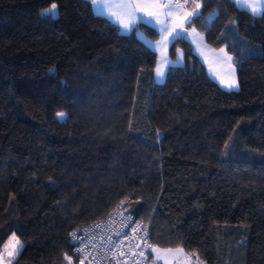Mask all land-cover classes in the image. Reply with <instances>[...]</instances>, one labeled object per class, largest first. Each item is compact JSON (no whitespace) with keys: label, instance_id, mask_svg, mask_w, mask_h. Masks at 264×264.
Segmentation results:
<instances>
[{"label":"trees","instance_id":"obj_1","mask_svg":"<svg viewBox=\"0 0 264 264\" xmlns=\"http://www.w3.org/2000/svg\"><path fill=\"white\" fill-rule=\"evenodd\" d=\"M53 3L58 16L42 15ZM199 3L191 25L232 55L238 91L214 82L185 38L170 47L185 64L156 83L157 51L138 33H159L143 23L123 33L89 0H0L6 264L77 263L72 232L120 206L151 246L202 264H264V17ZM233 138L252 162L223 159ZM13 236L19 252L4 258Z\"/></svg>","mask_w":264,"mask_h":264},{"label":"snow or ice","instance_id":"obj_2","mask_svg":"<svg viewBox=\"0 0 264 264\" xmlns=\"http://www.w3.org/2000/svg\"><path fill=\"white\" fill-rule=\"evenodd\" d=\"M95 2V0H94ZM195 3V9L191 12L185 13L183 18L181 19V23L179 25L180 31H177L175 27L169 28L167 24V20L169 17H173L176 14V9H182L186 6L187 0H185V3H162L161 0H124L123 3L119 5V7L125 9L124 15L127 17V23H122V27L124 30H131L135 27L137 24V21H141L142 23L145 24H152L153 20L155 22V25H159V31L161 33V41L157 43L156 48H164L166 49L169 44H172L173 41H176L178 39H183L181 33L183 32V26L184 24H190V23H195L199 20L203 19L202 13L199 11L201 8V4L199 3V0H193ZM236 6L237 9H241L244 11L250 12V14L254 17L261 16L264 17V0H231ZM57 5L56 3H53L51 7L47 10H45L42 15L49 17L51 19H55L58 16V12L56 11ZM137 12L143 13L141 16H137ZM216 14H213L209 17V20H212L215 18ZM144 16L151 17L152 19L145 20ZM163 17V19H161ZM190 17H195V19H189ZM235 23V21H232ZM154 25V26H155ZM193 31H195L193 29ZM142 37V34H139ZM149 46L152 47V45L149 42ZM174 46V44H173ZM219 51L221 53H224V55L227 57V67L229 69L226 78L221 79V83L229 88V89H234L238 88V84L236 83V78H235V68L233 67V58L232 56H229L227 52H225L224 48H220ZM178 54V60L175 63H180L182 62L183 54L180 52V50H177ZM157 68H156V76L159 80H162L164 76L166 75V72L164 71L163 65H168L171 67L173 65V62L168 61L167 58L161 62H157ZM57 116L60 120H63L65 118V113L59 112L57 113ZM123 203V202H122ZM123 221L125 222V226H130L131 223H134L135 221L132 218L131 214H128L123 217ZM141 229L137 228L134 229L133 231H140ZM145 232V235L142 237H139V239L143 242L145 248H150L152 253H158L160 249L151 246L148 243L149 237L147 235V230L143 229ZM123 231V229H121ZM120 233H117L119 235ZM75 234H73V239H75ZM13 240H15V236H13ZM140 245H137L139 247ZM8 246L5 245V248ZM19 241L15 240V244L13 245L12 251L8 252V255L10 257H13L18 254L19 252ZM78 252L82 251V249H77ZM166 251H173L172 249H168ZM175 251L179 253H183V249H176ZM142 257H145V253L142 251L140 253ZM192 257H195V264H202V262L199 260V257L196 253H192L191 256L186 257L189 264H193ZM147 258V257H146ZM160 257H157L159 259ZM2 259V257H0ZM65 259L69 261V264H71V259L68 256H65ZM10 264V262H9ZM80 264H83V260H81Z\"/></svg>","mask_w":264,"mask_h":264},{"label":"built area","instance_id":"obj_3","mask_svg":"<svg viewBox=\"0 0 264 264\" xmlns=\"http://www.w3.org/2000/svg\"><path fill=\"white\" fill-rule=\"evenodd\" d=\"M161 2L175 4L185 3V0ZM190 3H193V0H187L186 6ZM128 214L130 213L120 206L107 219L74 230L69 243L77 256V264H80L81 260L83 264H156L150 256V248H145L139 239L145 235L143 229L147 230L145 223L131 214L135 222L126 227L123 217ZM137 228L141 230L133 231ZM148 243L150 244L149 240ZM78 248L82 251L78 252ZM142 251L145 257L140 255Z\"/></svg>","mask_w":264,"mask_h":264},{"label":"rangeland","instance_id":"obj_4","mask_svg":"<svg viewBox=\"0 0 264 264\" xmlns=\"http://www.w3.org/2000/svg\"><path fill=\"white\" fill-rule=\"evenodd\" d=\"M97 8L100 9V11L102 12H108L113 18H116V19L122 14L124 15L125 13V10H122V11L117 10L118 7L116 5H97ZM113 9L114 11H112ZM185 25L187 27L189 26V33L187 32L188 29L186 27L183 29V32L181 33V35L183 38H185L187 42L190 43L192 52L195 55H197L199 59L204 63L208 76L214 82H216L222 89L226 91H238L239 86L238 88L229 89L221 83V79L226 78L229 69L227 67V64H228L227 57L224 55V53H221L219 51L220 48H211L210 46L206 44L203 33L199 32L197 28L193 25H188V24H185ZM193 29L195 31H193ZM139 34L140 33H138V35ZM139 37L149 44L150 41H148L143 35L142 37L139 35ZM156 45L157 44H154V46ZM154 48L156 50L158 49L156 47ZM177 50H180V52L183 54L182 62L178 64L175 63L178 60ZM225 52H227L229 56H232L226 49H225ZM161 58H162V55H161ZM172 62H173V65H172L173 67H179L185 64L184 51L181 47L175 48L174 57L172 58ZM233 67L235 68L234 62H233ZM155 77H157L156 73L154 75V78ZM235 78H236V83L238 84L236 68H235ZM223 159L225 161H233V162H252L253 161V158L250 155V152L248 151V149L239 145L237 141L234 140V138L232 139L231 142L227 143V145L225 146L224 151H223ZM15 240H11L10 243L8 244V247L4 251L5 252L4 258L10 257L8 255V252L12 251L13 245L15 244ZM166 250L168 249H160L158 253H152L154 262L156 264H189L188 261L182 260L185 257L184 252L179 253L175 251L176 249H172L173 251L171 252L166 251ZM157 257H160V258L157 259ZM192 261H193V264H195V259H192ZM0 264H6V263L2 259H0ZM74 264H77V263H74Z\"/></svg>","mask_w":264,"mask_h":264},{"label":"crops","instance_id":"obj_5","mask_svg":"<svg viewBox=\"0 0 264 264\" xmlns=\"http://www.w3.org/2000/svg\"><path fill=\"white\" fill-rule=\"evenodd\" d=\"M89 1L91 2L93 11H94V13L96 15L104 16L109 21H111L112 23L118 25L123 33H129V32H131L133 30V29H131V30H127L126 31V30L123 29L121 21H123V23H127L128 22L127 21V17L125 15L122 14L121 16H119L116 19V18H113L108 12H102V11H100V9L97 8V5H116L118 7L117 10L122 11V10H125V9L119 7V5L121 3H123L124 0H95V2H94V0H89ZM194 9H195V3L194 2L188 4L186 7L182 8V9H176V14L173 17H169L168 20H167L168 27L169 28L175 27L177 31H180V27H179V25L181 23V19L180 18L181 17L183 18L184 15H185V13L191 12ZM117 10H115V11H117ZM112 11H114V9ZM136 14H137L138 17L141 16V15H143L142 13H138V12ZM116 16H117V14H116ZM191 18L192 17H190L189 19H191ZM144 19L145 20H149V19H152V18L151 17H148V16H144ZM161 19H163V17H161ZM139 23H142V22L138 20L136 25H138ZM143 24H145V23H143ZM136 25H135V27H136ZM145 25L154 28L159 33L158 40L157 41H154V42H150L151 45H152V47H153L154 44H157L159 41H161V38L162 37H161V33L159 31V28H158L160 26L159 25H155L154 20H153V23L152 24H145ZM186 27L187 26L184 24L183 29L186 28ZM187 29H188L187 32L189 33V26L187 27ZM170 47H171V44H169L166 49H164V48L161 47V48H158L156 50L157 51V56H158L157 62L158 61H161L162 62L165 59V57L167 58L168 61H171L172 62V58L170 57ZM161 55H162V58H161ZM157 66L158 65L156 64V68H157ZM163 67H164V71L167 73V70H168L169 66L168 65H163ZM156 68H155V70H156ZM155 73H156V71H155ZM165 77H166V75L164 76V78L162 80H159L157 77H155L154 80H155L156 83H162L165 80ZM182 260L188 261L187 258H183Z\"/></svg>","mask_w":264,"mask_h":264},{"label":"water","instance_id":"obj_6","mask_svg":"<svg viewBox=\"0 0 264 264\" xmlns=\"http://www.w3.org/2000/svg\"><path fill=\"white\" fill-rule=\"evenodd\" d=\"M191 19H195V17H192ZM188 25H191V23H190V24H188Z\"/></svg>","mask_w":264,"mask_h":264}]
</instances>
